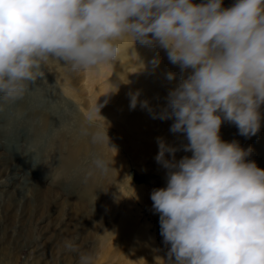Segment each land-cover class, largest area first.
<instances>
[{
    "label": "clouds",
    "instance_id": "obj_1",
    "mask_svg": "<svg viewBox=\"0 0 264 264\" xmlns=\"http://www.w3.org/2000/svg\"><path fill=\"white\" fill-rule=\"evenodd\" d=\"M128 36L166 50L180 69L159 111L129 93L131 109L172 120L186 141L157 137L166 185L150 195L170 246L166 264H264V168L248 159L251 146L221 135L225 122L246 138L264 124V0H0V116L47 79L49 59L95 68L117 59ZM181 148L191 155L177 159ZM63 245L78 250L75 238ZM94 260L82 252L78 264Z\"/></svg>",
    "mask_w": 264,
    "mask_h": 264
},
{
    "label": "rangeland",
    "instance_id": "obj_2",
    "mask_svg": "<svg viewBox=\"0 0 264 264\" xmlns=\"http://www.w3.org/2000/svg\"><path fill=\"white\" fill-rule=\"evenodd\" d=\"M233 3L224 0L225 7ZM119 44V57L95 68L76 70L49 59L44 64L47 79L0 116V264H78L82 252L93 254L94 264H127L131 249L163 258L165 263L159 264H166L170 246L163 242L150 195L166 185V170L155 160L157 137L176 146L186 141L163 120L158 129H137L135 111L119 114L100 108L99 114L97 104L108 84L99 72L100 67L128 58L167 96L181 78L180 69L164 49L135 42L131 36ZM157 56L160 62L155 65ZM168 72L176 74L173 80L167 78ZM223 124L222 138L251 146L248 159L264 168V124L251 138L240 135L234 124ZM89 133L103 138L96 144ZM186 154L191 155L181 148L176 157ZM94 158L104 160L107 169L97 168ZM102 216L105 227L96 233L93 224L96 234L90 235L89 220L99 221ZM66 238H75L77 251L64 248ZM106 241L126 246L117 257L104 260Z\"/></svg>",
    "mask_w": 264,
    "mask_h": 264
},
{
    "label": "bare ground",
    "instance_id": "obj_3",
    "mask_svg": "<svg viewBox=\"0 0 264 264\" xmlns=\"http://www.w3.org/2000/svg\"><path fill=\"white\" fill-rule=\"evenodd\" d=\"M50 60L54 62L55 58L50 59ZM127 60H129V59L127 58ZM127 60L124 58L122 63L115 64L113 66L105 65L103 67H100L101 68L100 69L101 72H99L100 73V79L101 80H108V84L106 86V89H103V91L101 92V101L102 102L100 104H103V107H101V108L105 111L107 110L106 112H111V113L117 112L119 114H121L122 112L129 114L131 111L132 112L135 111L137 114V118L135 119L133 125L135 124V127H137V129H140L141 127H142L141 130L159 127L160 126L159 124L162 120L154 119L147 109L141 108L139 106V104L137 105V107L135 109L130 108V95H129V93L139 90L140 99L141 100H144V99L148 100L150 105L156 111H159L160 105H163L166 103V99H165L166 96L163 94V92H161L159 89H157L155 87V85H154L155 82L153 84L150 80L147 79V76H149V74H147V76H145L143 73L138 71L136 68H133L131 65V62H129ZM166 94H168V93H166ZM105 100H107V103H104ZM116 100H120V102L116 103ZM116 108H119V109L117 110ZM111 109H113V110H111ZM163 121H165L166 124L173 122L172 120H163ZM156 129H158V128H156ZM89 134L91 135L93 142L98 144V139L94 140V137L97 135H93L92 133H89ZM143 137L145 138L146 136H143ZM128 147H130V146H128ZM131 147H132V149H134V151L136 150V152H137V149H139V147H137V146H131ZM134 151L132 150L131 152H134ZM136 152H135V154H136ZM139 152H140V150H139ZM140 155L141 154L138 155V153H137V155H135V156H138L140 158ZM8 164L9 163H6L5 165H7L9 167L10 165H8ZM140 164H142V163H140ZM113 174L116 175V173H113ZM35 188H37V185L35 186ZM51 192H52V190H51ZM146 194H148V192H146ZM148 196L149 195H146V199ZM9 207H11V206H9ZM9 207H7V208H9ZM8 210L10 211L11 208ZM89 219H91V218H89ZM106 223H107V220H105V218L103 216L100 218L99 221L94 220V218L92 219V221L89 220V227H91L90 235L95 233V232L98 233V230L99 229L101 230L102 228H104ZM93 224H96V227H97V230L95 232L92 229ZM83 228H85V227H83ZM122 229L123 228H121V231H122ZM123 231L125 232L127 230L123 229ZM125 246H126V244L123 242L122 243L117 242V241H106V242H104L103 243V250H102V254L105 253V255L103 256L104 260L105 259H112L113 257H117L119 254L118 251H120ZM142 252L143 251H141V250H133L132 251V249H131L130 254L127 256V264H159V263H165L163 258L162 259H160L159 257L153 258V257H150L146 254H143Z\"/></svg>",
    "mask_w": 264,
    "mask_h": 264
}]
</instances>
